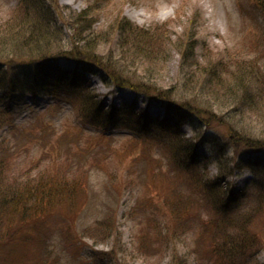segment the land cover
<instances>
[{
  "label": "rangeland",
  "instance_id": "rangeland-1",
  "mask_svg": "<svg viewBox=\"0 0 264 264\" xmlns=\"http://www.w3.org/2000/svg\"><path fill=\"white\" fill-rule=\"evenodd\" d=\"M25 4L30 5L32 12L37 5L44 4L56 24L55 36L63 49L55 55L56 67L61 74L69 75L61 77L83 74L88 81L85 93L97 95L107 111L116 108L117 116L124 117L126 123L108 121L103 126L80 116L78 98L83 90L78 92L80 96L71 90H58L36 101L29 94L6 108L12 126L0 132V150L12 148V151L9 150V158H3V183L15 192L27 191L42 182L61 183L67 185V192L63 195L54 192L58 195L48 209L32 214L41 220L21 219L20 214L14 213L0 215V244L4 247L5 261L170 264L174 259L185 264H202L199 258L205 256L206 236L202 244L200 224L207 225L209 214L200 215L194 229L176 231L177 218H192L203 207L197 202L190 207L187 204L193 211L188 217L180 211L169 213L164 201L165 196L172 195L168 186L174 185L169 184L173 175L165 163L170 151L160 140L164 137L157 135L155 129H150L148 135H137L129 128L128 115L135 109L145 111L157 121L165 119L167 111L158 101L127 88L116 91L99 75L86 73L85 68L92 67V63L82 60L80 51L84 50L86 40L93 39L97 42L94 41L95 56L100 62L118 61L125 66V76L130 80L167 91L174 104L186 102L204 112L207 120H200L191 112L181 120L180 129L186 139L206 135L222 146L226 159L243 156L263 166L256 173L235 172L227 181L229 189L241 191L231 203L232 214L239 211L236 217L241 218L248 210L245 219L234 222L232 231L241 228L262 241L260 248L258 245L257 251L246 259L252 260L251 264H264V146L255 150L244 147L246 144L240 141L241 137H247L252 140L249 145L264 144V94L254 95L257 100L251 109L244 108L243 113L241 106H233L235 103L228 96L237 87L250 84V73L238 69L250 67L261 76V71L255 70L249 60L264 62L261 52L264 45L259 51L255 47L259 40L264 42L261 4L256 0H0V35L22 23L20 10ZM83 11L87 15L77 20L76 16ZM122 20L147 33L142 41L134 39L137 49L133 36L127 38L126 31L120 29ZM190 36L192 55L188 50L183 56L182 47L177 44L187 43ZM124 37L128 43H122ZM5 48L12 50L9 45ZM70 51L77 62L65 58L63 53ZM15 75L26 86L33 80L27 67L18 68ZM212 75L218 78L214 80ZM179 116L178 112L171 115L175 121ZM37 123L52 130L31 133ZM50 133V139L45 140ZM97 139H102L101 143ZM92 140L95 142H88ZM15 144H21V148ZM200 151L206 160L193 170L207 171L213 178L217 166L212 149L203 146ZM166 170L172 175L169 180L164 175ZM181 177L185 183L193 184L191 177ZM247 198L252 199L248 206ZM253 206L249 212L247 207ZM150 209L154 210L153 215ZM9 241L12 244L7 247ZM44 241L47 247L43 253L40 245Z\"/></svg>",
  "mask_w": 264,
  "mask_h": 264
},
{
  "label": "trees",
  "instance_id": "trees-1",
  "mask_svg": "<svg viewBox=\"0 0 264 264\" xmlns=\"http://www.w3.org/2000/svg\"><path fill=\"white\" fill-rule=\"evenodd\" d=\"M256 1L264 8V0ZM29 6L30 5L27 6V4H25L23 10H20L22 23H18L17 27L11 32L0 35V132L12 126V121L8 117L9 113H6V108H9L10 105L18 104L29 94L31 100H36L37 97L51 95L58 90H71L77 94L80 90H83L80 92L81 96L78 94V96H80L78 98V111L80 116L97 121L103 126L109 124L108 121H110L111 124L116 122L126 123L124 117L117 116L118 110L116 108L111 107L107 111L102 107L100 101L97 100V95L85 93L88 87V81L83 74L77 75L76 77H67L66 79L61 77L69 75L65 73L61 74L60 70L56 67L57 61L55 55L63 50L60 46V40L56 39L55 36L56 24L53 23V19L49 17L48 8H45L44 4L40 7L37 5L33 12L29 10ZM85 15H87V11L86 13L85 11L80 12L76 16V19L80 20L85 17ZM119 26L122 32L126 31L128 34L127 38H129L130 35L133 36V41L135 38L140 39L139 41L147 38V33L145 31L137 29V27L126 20H122ZM87 27L90 28L89 26ZM26 31H28V33H25ZM127 38L124 37L122 43H128ZM187 40L188 37H186V42ZM191 40L190 36V40L187 43L177 44L182 47L183 56L189 53L187 52L188 50L191 51L190 54L192 55L194 46ZM94 41L93 39L86 40L84 43V45H86L83 48L84 50L80 51V57H83L81 59L92 63V67L85 68L86 73L99 75L104 82L111 83L116 89L126 87L145 95L148 99L158 101L167 111V114L164 116L165 119H161L160 121H157V118L150 116V114L145 111L139 112L138 109L137 112L136 109L135 111L133 110L132 113L130 112L128 117L130 124L129 128L133 134L148 135L147 132L150 129H155L157 135L164 137L160 139L162 140L161 142L164 143V148L167 147L170 151L169 159L165 163L167 165V170L173 175L172 182L169 184H173L174 186H168V190L170 188L172 195L171 197L165 196L167 199L164 201V205L168 207L169 213L180 211L182 216L188 217L190 213H193V211L189 209V207L192 206L191 203L197 202L199 206L203 207V209L200 207V212L195 215L193 214L192 218L188 217L186 220L177 218L179 223L176 227V231L179 228H182L184 231L187 229H194L196 220L205 212L209 214L208 217H210V221L205 226L200 224L201 238L203 237L202 244L206 240L205 256L199 258L200 262L202 264H251L250 262L252 260L246 258L252 251H257L256 247L258 245L260 248L262 241L259 239L257 240L256 236L252 237L248 235L249 232L244 229L242 230L239 228L236 231H232L234 222L245 219L244 217L245 214L248 213V210L243 213V217L241 218L236 217L238 213L232 214V210H230L229 206L234 197H237L239 193L229 189V184L226 180L232 176V173L235 171L242 172L247 170L256 173L263 168V166L260 167L257 161H249L243 156L234 157L232 160L226 159L222 146L218 142L210 140L206 135H195L192 139L184 138V134L180 131L181 120L189 116L190 112L198 116L200 120H207L204 116V112H201L198 108L186 102L174 104L167 94V91L164 92L162 89H155L154 87L148 86L146 83H138L134 80H130L127 75L125 76V66L118 61L116 62L117 64L100 62L99 58L95 56V50L97 49L95 43L97 42L95 41L94 43ZM7 45H9L12 50L5 48ZM135 45L134 49H137V44L135 43ZM261 45H264V42L259 40L255 46L257 51H259ZM178 48L181 49L180 47ZM261 52L264 55V50ZM72 53L73 51L63 54L67 56L65 58L76 60L77 57ZM124 59L126 60V58ZM249 60L254 64L255 70L258 68L259 72L261 71V76H258V72L255 74L250 67H246L245 69L240 67L241 69H238V72L248 71L250 73L248 78L250 84L245 80V84L247 83L248 86L242 85L241 89L237 87L235 91L233 90L231 95H228L230 97L229 100L235 103L233 106H241L242 113L246 109H251L252 103L254 104L257 100V98L254 99V95L255 97H258V95L261 97L264 94V62L257 63L255 60ZM156 61V58H154L153 62ZM75 62H77V60ZM20 67H27L31 79H33L27 86L24 82H21L22 79L15 75V71ZM261 77H263L262 80ZM213 78L215 80L218 76L214 75ZM251 84L255 86H251ZM252 88H257L256 93L251 91ZM172 108H174L175 113L178 112L180 114V119L177 118L175 121V119L171 117L174 112L169 110ZM126 113L127 111L124 115H127ZM42 129L52 130L47 126H43L42 123H37L33 125L30 131L32 133V131H41ZM50 136L51 133L45 140H49ZM234 139L237 140L236 137H234ZM241 139L240 141L246 144L244 147L259 150L264 146V144L258 142L249 145L252 140L247 137H241ZM97 140V142L101 143L100 140L102 139ZM88 142L95 141L92 140ZM197 142L210 146L212 149V155L214 156V161L217 166V171L213 178H211V175H209L207 171L198 173L193 170L195 165L202 163V160H206V158L197 153ZM21 144L15 145L20 146ZM10 149L12 151V148L0 150V156H2L0 157V212H3L0 213V215L14 213L20 214L21 219L33 218V220L30 221L41 220V217H33L32 214H39L42 210L48 209L50 202L53 198H56L55 195H58V193L55 194L54 192H60L62 195L66 194L67 185L61 183H58L60 185H53L42 182L38 183V185L32 189L28 188L27 191L15 192L9 184L5 185L3 183L4 177L2 176L3 158L7 159L10 157ZM73 154L76 155L75 152H73ZM149 160L150 159H147L146 162L151 165L152 163L148 162ZM156 168L158 170L159 166ZM167 170L164 175L166 178L169 177V180L172 175ZM182 175L191 177L192 180H194L193 184L185 183L181 177ZM73 189L75 188L72 187V191L74 192ZM246 200V205L248 206V202L252 201V199L247 198ZM187 204H189V207ZM247 208L249 212H251L254 206ZM149 212L152 215L154 214L153 209H150ZM234 218L236 220H234ZM204 236H206L205 240ZM21 237H26V235H22ZM199 241L200 240H198V242ZM255 241L260 243L256 244ZM11 244L12 242L9 241L7 247H10ZM40 246L44 253L47 242L44 241V244ZM0 249L3 250L2 254H0V264H23L22 261H5V251L1 244ZM46 256L48 257L50 254ZM39 262H41L40 264H48L47 261H37L36 264H39ZM171 263L185 264L182 260L177 262L174 259ZM26 264H35V262L31 261Z\"/></svg>",
  "mask_w": 264,
  "mask_h": 264
},
{
  "label": "bare ground",
  "instance_id": "bare-ground-1",
  "mask_svg": "<svg viewBox=\"0 0 264 264\" xmlns=\"http://www.w3.org/2000/svg\"><path fill=\"white\" fill-rule=\"evenodd\" d=\"M121 95V94H120ZM122 96V95H121Z\"/></svg>",
  "mask_w": 264,
  "mask_h": 264
}]
</instances>
